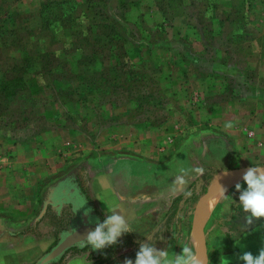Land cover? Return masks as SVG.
Wrapping results in <instances>:
<instances>
[{"label":"rangeland","instance_id":"1","mask_svg":"<svg viewBox=\"0 0 264 264\" xmlns=\"http://www.w3.org/2000/svg\"><path fill=\"white\" fill-rule=\"evenodd\" d=\"M15 141L80 158L75 170L102 150L154 158L166 199L147 216L148 240L199 257L201 198L219 174L264 166V0H0V151ZM182 166L203 175L169 196ZM235 185L202 215L209 242L223 204L235 211L224 226H264L236 214ZM137 239L112 248L119 262Z\"/></svg>","mask_w":264,"mask_h":264},{"label":"crops","instance_id":"2","mask_svg":"<svg viewBox=\"0 0 264 264\" xmlns=\"http://www.w3.org/2000/svg\"><path fill=\"white\" fill-rule=\"evenodd\" d=\"M8 145L10 148L0 151V264H36L42 253L50 252L77 225L89 224L85 212L93 210L92 216L103 219L108 204L118 205L134 223L150 221L149 226L133 232L148 242L153 220L147 216L153 218L166 199L162 183L155 182L154 158L131 149L102 150L82 156L86 163L75 170L80 158L67 160L22 142ZM180 186L174 181L172 188L179 190L175 195L168 190L167 195H179ZM219 207L213 212L211 242L207 241L209 264H243L237 258L242 250L257 253L264 248V228L254 224L240 232L224 226L222 217L235 211L228 204ZM247 215L239 218L245 221ZM139 246L133 244L132 251L136 253ZM110 251L112 248L106 249ZM126 252L124 249L122 254ZM106 255L80 244L49 264H98ZM103 262L122 264L114 255Z\"/></svg>","mask_w":264,"mask_h":264},{"label":"clouds","instance_id":"3","mask_svg":"<svg viewBox=\"0 0 264 264\" xmlns=\"http://www.w3.org/2000/svg\"><path fill=\"white\" fill-rule=\"evenodd\" d=\"M203 172V167L182 166L176 181L178 184H183L192 174L203 175ZM220 189L226 191L222 185ZM235 189L239 192L238 201L233 198V203L239 206L236 214H248L246 220L264 218V166L252 164L244 172L242 182L236 183ZM178 190L173 187V195ZM106 207L103 219L92 216L93 210L85 212V215H88V223L94 227L83 237L81 243V247L91 246L93 251H99L105 255L106 249L120 245L127 234L138 233V230L134 229L133 218L122 214L118 210V205L108 204ZM136 243L140 246L135 257H126L122 264H199V257L190 247H182V252L177 253L171 243L161 248L155 239H149L148 242L137 239ZM237 258L243 264H264V248L259 249L257 253L242 250Z\"/></svg>","mask_w":264,"mask_h":264},{"label":"water","instance_id":"4","mask_svg":"<svg viewBox=\"0 0 264 264\" xmlns=\"http://www.w3.org/2000/svg\"><path fill=\"white\" fill-rule=\"evenodd\" d=\"M243 174H236L231 176L225 180H221L219 182H214L210 188L208 189L207 193L201 198L199 201L194 217H193V234L197 243L199 244V258L200 264H208V246L206 240V234L203 228V210L209 201L213 199L217 194L222 192L223 190L220 189V185L224 187V189H228L234 186L238 182H242ZM92 226L89 224H80L77 227L66 234L58 244L48 252L39 262V264H49L52 263L63 256L69 249L74 246L80 245L83 241V237L87 235V233L92 230Z\"/></svg>","mask_w":264,"mask_h":264},{"label":"bare ground","instance_id":"5","mask_svg":"<svg viewBox=\"0 0 264 264\" xmlns=\"http://www.w3.org/2000/svg\"><path fill=\"white\" fill-rule=\"evenodd\" d=\"M226 178H227V175L225 173H221L217 176L216 182H219V181L224 180ZM212 206H213V199H211V201H209V203L206 204V206L203 210V215H204V213L206 215L211 210Z\"/></svg>","mask_w":264,"mask_h":264},{"label":"trees","instance_id":"6","mask_svg":"<svg viewBox=\"0 0 264 264\" xmlns=\"http://www.w3.org/2000/svg\"><path fill=\"white\" fill-rule=\"evenodd\" d=\"M263 226V225H262ZM263 228H264V226H263ZM111 249V248H110ZM100 255L101 256H103V255H105V254H102L101 252H100ZM113 257V251H110L109 253H107V255H106V258H105V260H101V261H99L98 262V264H104V262L103 261H109V259H111Z\"/></svg>","mask_w":264,"mask_h":264}]
</instances>
